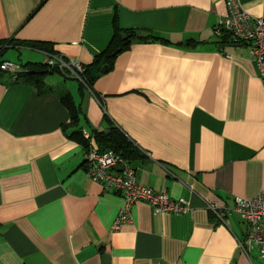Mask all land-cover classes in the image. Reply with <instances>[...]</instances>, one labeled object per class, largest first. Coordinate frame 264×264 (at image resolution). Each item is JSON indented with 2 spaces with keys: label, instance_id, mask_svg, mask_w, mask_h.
<instances>
[{
  "label": "crops",
  "instance_id": "crops-1",
  "mask_svg": "<svg viewBox=\"0 0 264 264\" xmlns=\"http://www.w3.org/2000/svg\"><path fill=\"white\" fill-rule=\"evenodd\" d=\"M240 1L264 16V0ZM226 12L225 0H0L2 60L10 49L44 56L20 59L21 69L45 62L36 42L90 65L114 17L158 37L133 40L91 88L49 73L36 87L0 71V264H264L256 248L237 249L247 232L237 213L222 223L205 208L264 190V81L247 43L211 33ZM113 127L136 148L138 181L187 200V213L139 200L111 230L123 198L87 177L81 131Z\"/></svg>",
  "mask_w": 264,
  "mask_h": 264
},
{
  "label": "built area",
  "instance_id": "built-area-1",
  "mask_svg": "<svg viewBox=\"0 0 264 264\" xmlns=\"http://www.w3.org/2000/svg\"><path fill=\"white\" fill-rule=\"evenodd\" d=\"M225 6L226 14L211 27V33L219 37L228 33L230 41L247 43L258 77L264 81V16L249 13L240 0H225ZM46 56L45 64L48 69L82 81L85 70L83 63L59 53L47 52ZM0 69L11 72L14 79H18L20 74L27 71L11 61H3ZM82 134L87 140L84 157L87 177L98 183L103 190L119 192L123 198V204L111 225L112 231H118L123 224L130 222L131 206L139 200L148 202L155 212L184 214L189 211L187 200L173 199L166 191H158L141 184L129 158L111 149H100L95 146L93 135L85 129L82 130ZM205 208L222 223L224 217L237 213L247 227L245 238L236 240L237 249L249 257V252L256 248L259 257L264 259V190L248 198L234 197V204L231 207L216 199L205 201Z\"/></svg>",
  "mask_w": 264,
  "mask_h": 264
},
{
  "label": "trees",
  "instance_id": "trees-1",
  "mask_svg": "<svg viewBox=\"0 0 264 264\" xmlns=\"http://www.w3.org/2000/svg\"><path fill=\"white\" fill-rule=\"evenodd\" d=\"M227 35V39L224 41H228L231 43H234L229 40L228 33H224L223 35ZM222 35V36H223ZM225 35V36H226ZM223 36V37H225ZM156 37L153 34H145L141 35L139 34L135 29H121L116 23V17H114V31L113 36L107 45V47L97 56L94 57L93 62L90 65L85 66V70L82 74V83L86 85L88 88H91L90 83L93 79H95V76H91V69L100 61V59L105 58V63L107 64V70L111 68V63L113 58L115 56L128 49L131 42L135 39H156ZM195 41L193 39L188 40L186 43L193 44ZM8 42H2L0 43V64L3 62L2 60V54L3 50L6 49ZM32 47L37 48L39 50H42L44 52L48 53H55L48 43L45 42H36L32 45ZM118 50V53L115 55H112V53ZM24 66H28L29 68L26 69L27 71L25 73H22L19 75V79H16L18 81L34 84L36 87L43 86L44 85V76L48 73L53 72H59L56 70H50L48 69L47 65L41 62H26ZM0 71H3L0 69ZM61 101L69 111V125H76L78 123V107L75 105L73 99L71 98L69 93H65L61 97ZM82 132V131H81ZM95 141L98 143V146L100 149H111L115 151L116 153H119L123 155L126 158H129L133 155V153L136 151L135 146L132 144V142L129 140V138L116 129L115 127L110 128L109 133L105 134L104 132H95L92 134ZM85 145L87 144V140L85 139ZM86 147V146H85Z\"/></svg>",
  "mask_w": 264,
  "mask_h": 264
},
{
  "label": "rangeland",
  "instance_id": "rangeland-1",
  "mask_svg": "<svg viewBox=\"0 0 264 264\" xmlns=\"http://www.w3.org/2000/svg\"><path fill=\"white\" fill-rule=\"evenodd\" d=\"M15 52H13L11 49L7 51V54H5V57L10 58L12 61V63H16L19 64L20 59L23 61H27V60H31V61H43L44 60V56L39 54V53H35V52H31L28 50H23L20 56V59L17 58V56L15 57ZM51 75H58V76H64L63 74H61L60 72H53V73H49V76Z\"/></svg>",
  "mask_w": 264,
  "mask_h": 264
},
{
  "label": "water",
  "instance_id": "water-1",
  "mask_svg": "<svg viewBox=\"0 0 264 264\" xmlns=\"http://www.w3.org/2000/svg\"><path fill=\"white\" fill-rule=\"evenodd\" d=\"M228 32L227 29H224ZM118 53V50H115L112 55ZM107 71V64L105 63V58L100 59V61L91 69V76H95L96 78L103 75Z\"/></svg>",
  "mask_w": 264,
  "mask_h": 264
}]
</instances>
